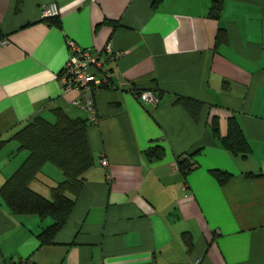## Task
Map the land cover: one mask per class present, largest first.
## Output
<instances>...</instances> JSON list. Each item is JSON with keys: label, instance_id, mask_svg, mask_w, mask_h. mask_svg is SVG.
Wrapping results in <instances>:
<instances>
[{"label": "crops", "instance_id": "crops-1", "mask_svg": "<svg viewBox=\"0 0 264 264\" xmlns=\"http://www.w3.org/2000/svg\"><path fill=\"white\" fill-rule=\"evenodd\" d=\"M212 1L0 0V186L28 154L13 133L36 114L87 119L94 158L51 244L37 238L49 217L12 214L0 199V264H264V0H222L218 19L207 15ZM50 2L59 26L41 17ZM68 41L95 52L111 44L94 122L59 79ZM179 97L202 103L198 120ZM230 117L249 144L244 158L220 143ZM157 146L162 156L149 158ZM191 153L183 174L176 159ZM216 170L230 177L221 184ZM62 178L47 163L29 186L49 197Z\"/></svg>", "mask_w": 264, "mask_h": 264}, {"label": "trees", "instance_id": "trees-1", "mask_svg": "<svg viewBox=\"0 0 264 264\" xmlns=\"http://www.w3.org/2000/svg\"><path fill=\"white\" fill-rule=\"evenodd\" d=\"M222 3V0H213L207 15L218 19ZM47 20L59 26L58 17ZM223 34L225 29L219 27L215 45L222 41ZM3 40L4 35L0 31V41ZM105 85L107 84L100 87ZM141 92H136V96L138 97ZM175 103L193 120H198L203 107L201 102L179 97ZM53 114L55 118L52 121L40 114L33 115L26 124L13 133L11 139L18 143V149H25L28 154L0 186V199L12 214L36 215L41 219L49 217L52 220L51 224L37 235L41 244H51L55 234L66 224L76 198L84 187V174L94 164L87 137V119L70 118L59 109H55ZM210 127L212 133L218 136L216 116L211 117ZM3 143L5 141H0V146ZM220 143L225 150L235 156L244 158L250 152L247 139L234 117L228 119L227 133L220 138ZM146 155L149 158H160L162 148L158 146L150 148ZM193 155L194 153L177 157V167L183 174L192 168ZM47 163L58 167L63 176L62 180L49 188V197L41 195L29 186ZM213 174L221 184L230 177L229 173L219 170L213 171ZM181 236L190 248L192 246L190 234L182 232Z\"/></svg>", "mask_w": 264, "mask_h": 264}, {"label": "built area", "instance_id": "built-area-1", "mask_svg": "<svg viewBox=\"0 0 264 264\" xmlns=\"http://www.w3.org/2000/svg\"><path fill=\"white\" fill-rule=\"evenodd\" d=\"M40 14L43 19L58 17L59 8L55 2L41 5ZM71 54L59 72V79L64 91L77 90L81 96L73 100V104L88 114L90 121L97 119L94 105V92L102 84H109L110 74L104 68L103 52L113 57L111 44L108 43L102 52H95L89 48H81L73 41H68ZM116 56V55H115ZM138 98L150 105H156L158 99L151 91H142ZM100 164L107 166V160L102 159ZM110 178V176H108ZM27 260H20L13 264H27Z\"/></svg>", "mask_w": 264, "mask_h": 264}]
</instances>
